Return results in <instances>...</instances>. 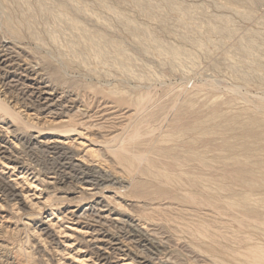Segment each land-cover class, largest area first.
I'll list each match as a JSON object with an SVG mask.
<instances>
[{
    "label": "rangeland",
    "instance_id": "1",
    "mask_svg": "<svg viewBox=\"0 0 264 264\" xmlns=\"http://www.w3.org/2000/svg\"><path fill=\"white\" fill-rule=\"evenodd\" d=\"M263 223L264 0H0V264H264Z\"/></svg>",
    "mask_w": 264,
    "mask_h": 264
},
{
    "label": "bare ground",
    "instance_id": "2",
    "mask_svg": "<svg viewBox=\"0 0 264 264\" xmlns=\"http://www.w3.org/2000/svg\"><path fill=\"white\" fill-rule=\"evenodd\" d=\"M4 58H5V57H4ZM46 110H47V109H46ZM163 157H164V156H163ZM180 164H181V163H180ZM176 166H177V165H176ZM176 166H175V167H176ZM172 167H173V166H172ZM178 168H179V167H178ZM222 177H223V176H222ZM263 224H264V223H263Z\"/></svg>",
    "mask_w": 264,
    "mask_h": 264
}]
</instances>
